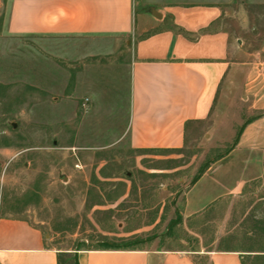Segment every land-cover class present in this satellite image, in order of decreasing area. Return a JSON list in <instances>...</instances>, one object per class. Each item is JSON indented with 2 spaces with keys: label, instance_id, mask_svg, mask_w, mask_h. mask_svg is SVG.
I'll use <instances>...</instances> for the list:
<instances>
[{
  "label": "rangeland",
  "instance_id": "374dc122",
  "mask_svg": "<svg viewBox=\"0 0 264 264\" xmlns=\"http://www.w3.org/2000/svg\"><path fill=\"white\" fill-rule=\"evenodd\" d=\"M245 8L249 25L229 19L227 28L240 59L252 62L257 53L261 67L264 0ZM6 17L0 0V217L27 220L57 248L162 238L159 245L169 248H239L245 264H264V183L234 200L231 212L224 203L198 217L181 215L188 184L234 136L212 138L208 125L195 123L178 152L131 149L124 135L127 46L108 53L106 43L13 35ZM244 81L239 75L232 83ZM244 102L232 89L216 112L242 123L250 116Z\"/></svg>",
  "mask_w": 264,
  "mask_h": 264
},
{
  "label": "crops",
  "instance_id": "0c3cea01",
  "mask_svg": "<svg viewBox=\"0 0 264 264\" xmlns=\"http://www.w3.org/2000/svg\"><path fill=\"white\" fill-rule=\"evenodd\" d=\"M5 1V30L10 34L106 43L108 53L123 43L127 46L124 135L131 149L178 152L185 145L187 126L195 123L208 125L212 138L234 136L221 157L188 184L183 217L201 216L224 203L231 212L234 200L264 183V45L261 67L254 62L257 53H252V62L243 61V51L233 44L237 39L227 28L229 19L249 25L245 4L263 0ZM239 75L245 78L243 86L234 87ZM232 89L242 93L245 113L250 114L242 123L241 116L233 121L216 112L217 100ZM134 234L127 231L123 236ZM146 239L126 249L57 248L27 220L0 217V264H57L61 252L75 255L78 264H199V259L241 264L245 252L225 246L169 248L159 245L162 238Z\"/></svg>",
  "mask_w": 264,
  "mask_h": 264
},
{
  "label": "trees",
  "instance_id": "16d2710c",
  "mask_svg": "<svg viewBox=\"0 0 264 264\" xmlns=\"http://www.w3.org/2000/svg\"><path fill=\"white\" fill-rule=\"evenodd\" d=\"M176 151H180V150H176ZM220 157L221 155H219L216 159ZM198 176H199V173L193 177L192 182H194L198 178ZM146 240H150V239H146ZM142 241L143 240H140V239L119 241V242L118 241H100L99 247H95V248L126 249V248H131L139 244ZM84 247H88V246H84ZM79 248L80 247H77L76 249H79ZM57 264H78V261L75 255L70 254V253L61 252L57 254ZM241 264H245L244 257L241 259Z\"/></svg>",
  "mask_w": 264,
  "mask_h": 264
},
{
  "label": "water",
  "instance_id": "95a60500",
  "mask_svg": "<svg viewBox=\"0 0 264 264\" xmlns=\"http://www.w3.org/2000/svg\"><path fill=\"white\" fill-rule=\"evenodd\" d=\"M150 12H151V14H152L153 16H155V17H159V15L155 12L154 9H152ZM12 126L14 127V124H12Z\"/></svg>",
  "mask_w": 264,
  "mask_h": 264
}]
</instances>
